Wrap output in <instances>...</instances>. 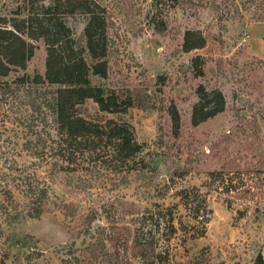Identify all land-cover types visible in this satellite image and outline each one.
Returning a JSON list of instances; mask_svg holds the SVG:
<instances>
[{"label":"rangeland","instance_id":"374dc122","mask_svg":"<svg viewBox=\"0 0 264 264\" xmlns=\"http://www.w3.org/2000/svg\"><path fill=\"white\" fill-rule=\"evenodd\" d=\"M98 1L112 16L113 36L122 60L121 64L113 65L108 77L92 75V81L112 86L119 74H126L125 79L133 84L142 87L147 84L143 87L147 93L142 94L146 106L133 105L125 111L110 112L100 110L96 102L87 98L78 105V110L97 121L114 118L128 122L136 140L143 143L135 157L136 166L146 168L148 174L138 177L131 167L125 181L120 179L121 171L96 167L100 173H90L93 169L90 167L89 192L83 193L66 186L67 177L63 173L51 175L47 165L38 166L37 170L45 171L60 195L77 202L80 212H86L88 205L102 206L110 195L116 197L112 207L99 209L93 228L97 223L106 224L107 219H119L126 204L140 208L154 201L175 203L174 222L178 225L177 218L187 220L188 216L174 194L175 189L204 183L203 188H210L208 204L212 210L205 232L198 235V227L189 226L186 231L177 228L168 239H163L161 244L169 248L172 262L259 264L255 258L259 253L264 258V206L255 212L248 209L239 216L237 203L229 206L225 193L215 187L207 173L222 166L264 167V18H256L264 14V0H180L174 5L166 0L157 7H152L151 0ZM36 8L35 3L31 5L27 0H0V26L3 22L7 26L10 22L21 23L27 12ZM153 10L167 12V28L163 32L155 31L149 23ZM64 19L76 44L85 46L86 16L75 12ZM187 27L202 30L206 36L204 46L182 49V35ZM27 39L32 55L23 71L43 75L45 43L41 37ZM196 55L200 56L197 63L203 68L199 75L193 72L192 59ZM159 74L162 81L156 80ZM199 84L206 89L219 88L225 106L193 124L190 113L198 99ZM171 101L179 111L181 127L176 144L165 150L160 140L163 144L171 140L166 111ZM36 114L24 96L0 95V164H5L6 157L12 155L20 162H33L28 151L21 149L20 142L36 123ZM40 124L37 121L33 128H39ZM11 140H17V145ZM11 145L15 148L11 149ZM176 161L190 166V171L171 179ZM33 164L37 166V161ZM14 194L22 200L16 189ZM0 198H3L1 189ZM3 218L0 212V264H65L61 258L74 255L79 262L73 264H95L89 263V257L83 253L89 238L77 232L75 220L65 217L61 209L51 207L39 216L26 215L9 223Z\"/></svg>","mask_w":264,"mask_h":264},{"label":"trees","instance_id":"16d2710c","mask_svg":"<svg viewBox=\"0 0 264 264\" xmlns=\"http://www.w3.org/2000/svg\"><path fill=\"white\" fill-rule=\"evenodd\" d=\"M166 0H151L157 7ZM35 3L36 10H29L19 22H3L0 26V95H20L37 114L39 128H30L27 136L20 142L21 149L31 155L29 164L20 162L15 155L6 157L0 164V212L4 220L19 221L26 215L39 216L51 207L61 209L65 217L75 220L78 233L88 237L83 253L89 263L95 264H175L170 250L161 241L168 239L177 228L188 230L189 226L198 227L197 234L205 232L211 208L208 204L210 188L204 183L182 186L174 194L188 216L187 220L177 218L175 224V203L170 205L151 202L135 208L124 205L119 219H107L106 224L92 222L103 206L112 207L116 197L109 196L104 204L88 205L86 212H80L79 204L60 195L53 181L37 170L47 165L51 175L63 173L65 185L78 192H89L90 173H100L99 168L121 171L120 179L129 177L131 167L138 177H145L148 170L136 166V155L142 150L143 143L136 140L131 125L126 121L107 118L104 121L90 119L81 114L78 105L91 98L100 110L125 111L129 106H146L143 93L147 84L140 86L119 74L112 86L93 82L91 76L108 77L113 65L121 64L117 41L113 36L112 16L105 5L98 0H27ZM180 0H170L173 5ZM82 12L86 16L83 34L85 46L76 44L70 26L64 16ZM149 23L155 31L167 28L166 14L154 10L149 13ZM257 19L264 18L258 14ZM116 33V32H115ZM42 38L45 43L44 74L34 75L23 71L26 61L32 55L27 38ZM206 36L200 28L187 27L182 35V49L187 51L204 46ZM86 50V52H85ZM199 55L193 57V72L199 75L203 68L198 65ZM123 76V78H121ZM162 81L163 76L157 75ZM21 93H18V92ZM198 99L191 107L190 120L193 124L215 115L224 109L225 97L219 88L206 89L202 84L196 88ZM166 111L170 118V142L160 140L165 150L176 144L180 135V114L173 101ZM17 145V140H11ZM14 149L15 146H10ZM140 162L142 158L139 159ZM37 161V166L33 163ZM172 178L183 177L190 166L176 161ZM135 166H132V165ZM210 181L220 192L225 193L229 206L236 202L239 216L253 208L254 212L264 206V167L242 168L240 165L214 168L208 171ZM54 178V176H51ZM255 179V180H253ZM259 184H255V182ZM3 183V184H2ZM11 185V186H9ZM16 189L22 197H15ZM79 213V214H78ZM128 214L129 216H126ZM125 221V222H124ZM128 222V226L126 225ZM65 264L79 262L74 255L63 257ZM255 261L264 264L261 253ZM84 261H82L83 263ZM187 264H192L190 261Z\"/></svg>","mask_w":264,"mask_h":264}]
</instances>
